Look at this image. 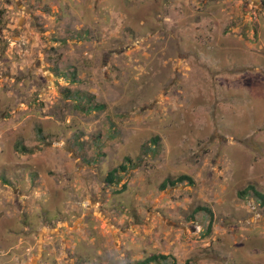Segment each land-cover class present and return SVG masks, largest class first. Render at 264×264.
I'll return each instance as SVG.
<instances>
[{
  "label": "rangeland",
  "instance_id": "1",
  "mask_svg": "<svg viewBox=\"0 0 264 264\" xmlns=\"http://www.w3.org/2000/svg\"><path fill=\"white\" fill-rule=\"evenodd\" d=\"M161 254L264 264V0H0V264Z\"/></svg>",
  "mask_w": 264,
  "mask_h": 264
},
{
  "label": "trees",
  "instance_id": "2",
  "mask_svg": "<svg viewBox=\"0 0 264 264\" xmlns=\"http://www.w3.org/2000/svg\"><path fill=\"white\" fill-rule=\"evenodd\" d=\"M126 160L130 163V158H126ZM120 169L125 170V165H120L119 166ZM118 169L117 168H113L112 170H110L107 174V176L105 177V181L108 183H112L113 181L118 180L119 176H118ZM184 179H189L188 176L186 175H180L178 176L175 180H171V179H166L164 182L161 183V187H165L167 184L169 185H173L176 183V181H183ZM250 189L253 190L254 193H256L260 198H263V195L260 194L259 192H256V190H254V188L252 186H249ZM166 255H152L149 258H147L145 261H143L141 264H148L150 262H162V264H166L164 261L165 260ZM168 264H174V262H169Z\"/></svg>",
  "mask_w": 264,
  "mask_h": 264
}]
</instances>
